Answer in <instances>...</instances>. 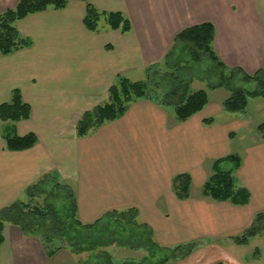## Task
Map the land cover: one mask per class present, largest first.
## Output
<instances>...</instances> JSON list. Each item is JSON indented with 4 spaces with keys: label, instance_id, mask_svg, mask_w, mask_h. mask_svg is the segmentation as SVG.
Masks as SVG:
<instances>
[{
    "label": "crops",
    "instance_id": "obj_1",
    "mask_svg": "<svg viewBox=\"0 0 264 264\" xmlns=\"http://www.w3.org/2000/svg\"><path fill=\"white\" fill-rule=\"evenodd\" d=\"M18 1L0 0V13ZM91 2L101 11L123 12L131 31L112 29L103 19L100 31L92 32L84 24L87 3L69 0L62 10L49 8L18 21L19 31L33 45L7 56L0 53V104L19 88L32 108L29 120L11 122L8 129L39 138L28 150L11 151L3 135L8 122L0 120V210L23 199L32 184L48 176L55 180V175L74 190L83 223H94L113 210L136 208L165 249L198 243L204 253L188 264H233V258L215 247L218 241H233L264 212V140L258 131L264 102L252 110L254 122L248 121L250 101L231 123H222L214 117L222 106H213L210 97L185 121L177 120L173 108L144 97L86 136H77V123L85 111L107 101L118 75L138 81L135 76H146L152 65L167 67L165 57L177 34L198 23L215 25L214 48L227 66L257 72L264 67V0ZM208 118L213 121L206 123ZM235 141L243 152L236 178L251 192L246 205L202 194L214 162L239 154ZM183 173L192 177L187 199H179L173 187L174 177ZM4 238L0 264H56L40 239L20 227L7 224ZM215 254L220 261H207ZM66 258L77 264L71 254Z\"/></svg>",
    "mask_w": 264,
    "mask_h": 264
},
{
    "label": "trees",
    "instance_id": "obj_2",
    "mask_svg": "<svg viewBox=\"0 0 264 264\" xmlns=\"http://www.w3.org/2000/svg\"><path fill=\"white\" fill-rule=\"evenodd\" d=\"M87 3L86 16L84 24L86 28L92 32L100 31V23L104 19L112 29H120L123 33L131 31L132 26L129 18L120 11L107 12L99 10L91 0H81ZM69 0H19L16 6L11 7L0 13V53L3 56L14 54L33 45L31 38L21 34L17 27V22L27 16L53 8L62 10L66 8ZM215 25L210 22L198 23L183 29L174 39V43L166 54L165 60L167 65L173 64V59L178 63L181 56L187 54L189 61L200 63L206 57L215 63V69L220 70V81L218 83H209L210 88L225 87L231 91V95L224 101V107L231 112L246 111L250 97H264V67L255 73H247L240 67L227 66L214 48ZM171 68V67H170ZM160 67L152 65L148 68L149 77L151 73L159 70ZM171 70V69H170ZM171 70L165 73V76L172 77L177 83L170 88L164 90L163 99L155 100L164 106L174 108L175 115L178 121H185L201 111L209 103V94L205 89L191 90L189 81H182L181 77L174 75ZM245 83H255L256 88L247 90L242 86H235L234 81L237 76ZM149 81H133L122 75H118L115 82L108 88L109 98L103 104H99L94 108L85 111L77 123V136L83 137L88 135L92 130L98 129L108 121L123 116L129 105L140 98L150 96ZM32 116L31 105L24 101L22 92L19 88L12 91L11 100L0 104V120L2 122H20L29 120ZM212 118L205 120L206 123L212 122ZM259 134L264 140V122L258 126ZM7 148L11 151H23L34 147L39 138L36 133L30 132L25 135L16 133L14 127H10L4 132ZM231 161L233 167L229 170H223L222 163ZM242 157L238 154H232L214 162L213 174L207 179L202 187L204 197H209L215 201L230 202L234 205H246L251 200L250 190L242 185H239L235 175V171L240 168ZM55 178L59 185L60 182ZM50 178H44L39 182L32 184L26 189L28 200H32L38 196V186L43 184ZM192 177L188 173L178 174L174 177L173 187L176 196L179 199H187L191 196ZM64 189H67L70 197H73L72 205L64 204L62 207L52 206L48 204L44 209L35 206L31 208L29 201L25 203L20 199L15 200L9 205L0 210V246L4 243V230L6 224H13L21 228L26 235L41 237L42 244L48 256H53L59 248H49L48 243L56 239H66L67 231L75 233L70 238L69 244L73 250L78 246L76 252H97L102 245V241H96L93 234L98 230V225L103 220H116L118 223L124 222V228L130 226L131 234L134 235L133 228L139 226L142 228L138 233L140 242L136 245L137 248H144L150 253V258H145L139 264H166L170 259L169 256L155 260L159 255V251H164L165 248L159 245L154 238L153 229L139 219V213L136 208H127L123 210H113L107 212L91 224L83 223L77 216V198L74 190L65 183ZM51 221L50 227L47 228L46 234L41 236L40 227L37 224L43 223L42 220ZM127 222V224H126ZM89 232V233H88ZM56 234H60L56 236ZM256 236H264V212L258 213L252 224L246 228L243 233L233 236L232 240L237 244H248L250 240ZM45 237V238H44ZM48 239V241H47ZM68 240V238H67ZM79 244V245H78ZM192 245V246H191ZM194 243L187 244L189 250L185 252V257L189 256L193 251ZM182 246L174 248L177 250ZM257 249L255 256H258ZM174 254L175 258H178ZM182 256V257H184ZM179 259V258H178ZM147 262V263H145ZM104 264V262H94L88 260L87 264ZM105 264H113L112 259L108 254V260ZM129 264V263H125ZM214 264H223L217 262Z\"/></svg>",
    "mask_w": 264,
    "mask_h": 264
},
{
    "label": "rangeland",
    "instance_id": "obj_3",
    "mask_svg": "<svg viewBox=\"0 0 264 264\" xmlns=\"http://www.w3.org/2000/svg\"><path fill=\"white\" fill-rule=\"evenodd\" d=\"M173 60H174L173 64L168 65L169 66V67L167 66L168 68L164 65L162 69H159L155 71L154 73H151L150 77H149L148 72L146 76L144 72L139 76H135V78L136 77L141 78V80H138V81H149L150 82L149 90H150V96L153 98V100L154 99L161 100V98L163 99L164 90H166V88H170L173 84L177 83L175 80L172 79V77L165 76L166 72H169L172 70L175 73L174 75L181 77L182 81L183 80L184 82L189 81L190 83L189 86L192 91L199 90V89H205L208 91L211 102L212 104H214L213 106H215L216 104L219 106H222V111H220L219 113L217 112L215 114L214 116L215 119H217L218 121L222 123H226V122L231 123L233 118H235L236 116H239L240 114L239 112H231V111L226 110L225 108L223 109V101L231 95L230 90H228L225 87H219V88L209 87V83L215 84L220 81L219 77H220L221 72L217 68L215 69L214 62H212L209 58L206 57L200 63H195L193 61H189V57L187 56V54L184 55L183 57L181 56L178 63L175 62L176 59H173ZM135 78L133 79L135 80ZM234 84L235 86H242L244 89H247V90L256 88L255 83H245L240 78L239 75L236 77ZM107 98H109L108 93H107ZM263 100H264L263 97H250L249 101L251 102V106H250L251 108L249 109V113H250V116L248 118L249 122H254L253 117H255V111L252 112V110L258 108L259 107L258 104H261L260 102H264ZM165 107H168V106H165ZM10 124L11 122H8L4 125L5 126L4 129H6L4 130V132L8 130V127L10 126ZM237 139L238 138H236L235 140ZM232 144H238V145H234L233 149L238 151L239 156L243 155V152H239L241 148L240 142L235 141ZM232 167H233V163L231 161H224L222 163L221 168L223 170H229ZM235 175H236V172H235ZM59 184L56 180L49 179L45 181L43 184L38 186V189L36 191L38 192V196L36 198L29 201L28 200L29 196L25 194V197L20 200L24 201L25 203L29 201V206L31 208L35 206H39L44 209L48 204H51L52 206L55 205L57 207H62V205L64 204L72 205V202L74 199L72 196L70 197L68 190L64 189L65 183L61 185ZM77 216H78V213H77ZM42 222L43 223L37 224V221H33V223H35L41 228L40 229L41 236L43 234L45 236L46 234L45 230H47V228L50 227L49 225L51 221L43 219ZM130 228H131L130 226H128L127 228H124V222L118 223L115 219L114 220H108V219L103 220L101 223H99L98 230H96L95 233L93 234V238H95L96 241L98 240L102 241L101 247H99V250L97 252L85 251L82 253L78 251L76 252V250H78V246L75 247L76 250H73L71 248V245L69 244L70 238H72L75 235V233L71 231H67L68 234L65 236L66 239H56L48 243V247L49 248L53 247L54 249L59 248L61 245H63L62 249H57L56 253H54L53 256H48V257H52V258L55 257L54 259H55L56 264H70V260L66 258L68 254H71L73 256V259L76 258L77 264H87L88 260L89 262L90 261L91 262L100 261V262H104L105 264V262L108 260V254L111 257L113 264H125V263L130 264V262L134 259L144 261L145 258H150L149 251H147L144 248L139 249L136 247V245L140 242L138 233L141 232L142 228L135 225V227L132 230L134 231V235L131 234ZM241 233H243V231ZM58 235L60 234H56V236ZM28 236H31V235H28ZM32 237H37L38 239L41 238V237L33 236V235ZM2 245L0 246V250H1ZM197 245L198 243L193 245L194 251H193V254L190 256H187V257L184 256L185 252L189 250V247L184 245L180 249L177 250V253L169 249H165L164 251H159V255L156 256L155 260L162 258V257L169 256L170 258H172L171 259L172 261L168 262L170 264H188L196 255L199 256L200 254L204 253V250L198 247ZM218 245L219 246L215 247V250L219 251L221 254H224L228 259L233 258V264H264V236H256L252 238L248 244H244V245L237 244L235 241H230L228 239L218 241ZM257 249H259V252H258V256L256 257L255 254H256ZM175 253L176 255H178L176 257H178L179 259L175 258L174 256ZM215 259H218L217 261H220L219 260L220 258H218L216 254L215 256L214 255L209 256L207 261H214Z\"/></svg>",
    "mask_w": 264,
    "mask_h": 264
}]
</instances>
